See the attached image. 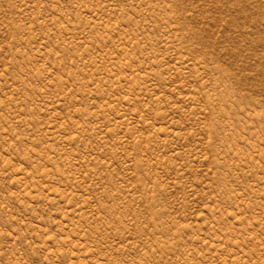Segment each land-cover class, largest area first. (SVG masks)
<instances>
[{"label": "rangeland", "instance_id": "obj_1", "mask_svg": "<svg viewBox=\"0 0 264 264\" xmlns=\"http://www.w3.org/2000/svg\"><path fill=\"white\" fill-rule=\"evenodd\" d=\"M0 264H264V0H0Z\"/></svg>", "mask_w": 264, "mask_h": 264}]
</instances>
